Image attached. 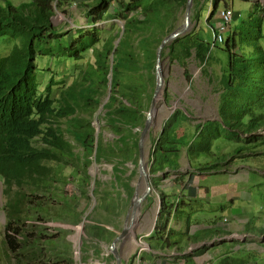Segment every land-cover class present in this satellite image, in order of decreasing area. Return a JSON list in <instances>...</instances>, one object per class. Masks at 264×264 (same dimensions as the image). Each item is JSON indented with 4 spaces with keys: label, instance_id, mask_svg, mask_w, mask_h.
<instances>
[{
    "label": "trees",
    "instance_id": "obj_1",
    "mask_svg": "<svg viewBox=\"0 0 264 264\" xmlns=\"http://www.w3.org/2000/svg\"><path fill=\"white\" fill-rule=\"evenodd\" d=\"M227 1L212 0L207 19L221 3L228 4ZM92 2L86 14L95 23L103 21L110 3L118 4L124 18V35L117 45L111 40L105 41L101 48L96 47L100 41L98 27L80 29L76 40L62 43L66 33L52 24L54 5L62 7L61 0L0 6V37H8L13 42L9 54L0 58V176L6 217L0 228V264H75L67 231L58 228L56 234L50 235L44 221L53 218L65 221L73 213L78 217L73 223L79 222L80 215L70 201L74 194H68L66 185L70 176L82 175L89 179L93 161L114 163L116 179L132 194L133 187L122 180L121 174L128 162L138 161L139 136L146 121V93L150 84L156 86V52L173 29L170 28L173 20L186 8L187 0ZM194 6V15L199 17L198 0H194ZM128 28L130 34H127ZM85 37L90 38L87 44L83 43ZM167 48L178 60L182 56L190 57L194 49L196 59L202 63L207 62L211 50L209 41L194 38L193 34L174 40ZM259 48L264 55V50ZM88 50L92 51L94 62L77 68L76 64L84 60L83 52ZM38 55L57 58L62 64L70 62L72 82L51 77L41 89L36 65ZM144 67L146 72H142ZM223 81L227 84L224 78ZM109 90L108 100L104 102ZM101 106L103 129L117 136L115 143L107 144L101 134L96 135L93 119ZM179 114L188 119L181 110H176L155 143L150 173L159 174L156 179L179 170L182 148L187 149L188 157L192 153L197 163L194 169L200 172L221 167L220 163L209 160L214 141L221 138L220 130L197 137L206 128V125H197L196 136L191 141L186 136L175 134L173 137L168 132ZM137 128L138 133H134ZM247 128L244 134L251 136L238 142L257 144L262 140L256 134L257 128L253 125ZM242 151V147L236 150L239 155ZM67 169H70L69 175ZM80 193L87 195L88 191L82 189ZM147 199L152 201L150 196ZM113 205L116 204L113 202ZM165 213L170 215L171 211L166 209L160 194L158 219ZM158 226L157 223L156 233ZM111 233L105 226L86 223L82 235L97 240L106 237L111 242L116 237Z\"/></svg>",
    "mask_w": 264,
    "mask_h": 264
},
{
    "label": "rangeland",
    "instance_id": "obj_2",
    "mask_svg": "<svg viewBox=\"0 0 264 264\" xmlns=\"http://www.w3.org/2000/svg\"><path fill=\"white\" fill-rule=\"evenodd\" d=\"M61 1L62 7L54 5L52 24L62 33H66L67 36L61 40L64 43L65 40H69V42L76 40L79 35L78 30H90L95 21L88 19L86 14L93 0ZM211 1L198 0V11L201 10V15L199 17L197 14L194 15L195 6H193L190 29L176 38L193 34L194 38L200 37L206 42L210 41L212 32L220 25V9L226 6L232 9L235 16L229 30L224 33V43L211 48L207 62L202 63L197 60L194 49H192L190 57L182 56L179 60L172 57L167 47L174 40L167 43L162 52L164 83L159 94L160 97H158L153 127L149 137L146 138L144 152V162L148 165L150 174L151 190L148 196L152 198V201L148 202L146 199L143 202L137 223H134L135 226L133 225L135 229L130 237L135 238V242L137 241L135 246L132 247L128 243L127 236L118 243L120 254L123 257L122 264H141L139 259L142 252L150 249L145 239L140 238L153 226L160 207L158 193L155 190L158 175L150 173V159L166 121L176 110H181L188 119L185 120L184 116L179 114L168 133L173 137L175 134L178 137L186 136L187 141H191L196 136L197 125H206V128L202 129L204 131L197 137L207 132H216L219 129L221 138L214 141L213 153L209 156V160L212 163H220V168L223 167L222 169L230 171H238V166L241 165L246 166L245 170L250 172L251 177L243 184L247 191L253 195L252 203L258 210L256 215L259 213L264 215V55L259 48L264 50V0H228V4L221 3L212 17L207 19L212 5ZM119 11L116 2L110 3L109 11L103 21L96 25L99 28L97 35L100 39L96 47L101 48L105 41L111 40H114L113 44L117 45L123 37L124 18ZM184 17L185 8L173 20L170 27L173 29L168 35L183 27ZM73 24H81L82 27H73ZM76 29L77 31H75ZM127 34H130L129 28ZM89 40V37H85L83 43L87 44ZM12 46L13 42L8 37H0V58L9 54ZM83 56L84 60L76 64L77 68H83L89 61L94 62L91 50L83 52ZM36 65L41 89L46 86L51 77L56 80L65 78L68 83L73 80L70 62L62 64L57 58L38 55ZM142 72H146L145 67L142 68ZM223 78L227 84L224 83ZM155 87L150 84L146 93L148 100L146 99L145 114L150 109L149 98L154 94ZM103 99L105 102L108 100V96ZM102 109L101 106L93 119L96 135L101 134L107 144L115 143L117 136L109 129H103L104 121L101 117L104 116V111ZM249 125L257 128L256 134L259 135V139L262 138L257 144L238 142L240 139L251 136L244 134ZM138 131V128L133 130L134 133H138ZM238 147L243 149L240 155L236 152ZM232 156L234 157L230 160ZM180 158L182 164L179 169L183 174L191 172L197 165L192 159L191 152L188 157L186 148L181 149ZM229 160L230 162L227 163ZM206 162L209 161L206 160ZM138 163L139 157L136 164L128 162L121 174L122 180L128 181L133 187L132 194H129L128 190H124L121 181L116 179L112 162L96 163L93 161L89 167V179H84L82 175L70 176L71 182L69 181L66 185V190L68 194L75 195L70 196V201L80 215L79 222L73 223L78 217L69 213L70 216H67L65 221L53 218L50 221H44V224L48 226L46 231L50 235L56 234L58 228H64L67 231L66 237L72 242L75 264H116L114 255L111 256L112 241L106 240V237L103 240L89 238L82 233L86 223H93L105 226L117 235L130 222L131 201L138 183L141 187L138 190L140 195L147 186L145 179L140 176ZM66 172L69 175L70 169H67ZM3 186L0 176V228L6 221L3 208L5 202ZM80 188L86 189L88 194L82 195ZM113 202L116 204L115 206Z\"/></svg>",
    "mask_w": 264,
    "mask_h": 264
},
{
    "label": "crops",
    "instance_id": "obj_3",
    "mask_svg": "<svg viewBox=\"0 0 264 264\" xmlns=\"http://www.w3.org/2000/svg\"><path fill=\"white\" fill-rule=\"evenodd\" d=\"M0 1L19 6L33 0ZM222 168L186 174L179 169L157 179L155 190L171 214L158 219V211L140 236L150 247L141 264H264V215H256L253 195L243 184L251 174L244 165L238 171Z\"/></svg>",
    "mask_w": 264,
    "mask_h": 264
},
{
    "label": "water",
    "instance_id": "obj_4",
    "mask_svg": "<svg viewBox=\"0 0 264 264\" xmlns=\"http://www.w3.org/2000/svg\"><path fill=\"white\" fill-rule=\"evenodd\" d=\"M194 6V0H187L186 8H185V17H184V24L183 27L180 30H177L168 36H166L160 46L157 49L156 52V66H155V78H156V87L154 90V94L152 97L151 105L149 111L146 113V121L144 128L141 132L140 138H139V163H138V168H139V173L140 176L143 177L146 181V190L141 194L138 195L137 191L138 188L135 191V194L132 198L131 201V209H138L142 206L143 202L147 199L149 192L151 190L150 186V174L146 173V168L147 164L144 162V152H145V142L146 138L149 137L151 133V128L153 127V119L155 115V111L157 109V100L160 91L162 90L164 79H163V71H162V52L165 48V45L167 43H170L171 41L175 40L177 37L185 34L191 27L192 24V9ZM109 94L108 97L110 95ZM127 227L125 226L122 231L116 235V237L112 240L110 248L112 251V254L114 255L116 259V264H122L123 262V257L120 254L119 248H118V243L126 236L127 234Z\"/></svg>",
    "mask_w": 264,
    "mask_h": 264
},
{
    "label": "built area",
    "instance_id": "obj_5",
    "mask_svg": "<svg viewBox=\"0 0 264 264\" xmlns=\"http://www.w3.org/2000/svg\"><path fill=\"white\" fill-rule=\"evenodd\" d=\"M219 16L221 19L220 25L212 32V37L210 40V45L212 46V48L216 47L219 44L224 43V33L227 32L229 30L230 26L232 25L235 14H234V11L232 9L223 8L219 11ZM97 24H99V22L95 23L93 27H98V26H96ZM80 25L81 24H79V25L73 24L72 26L73 27L77 26L80 28V27H82ZM93 27H91V28H93ZM75 31H77V29ZM138 257H139V255H138Z\"/></svg>",
    "mask_w": 264,
    "mask_h": 264
},
{
    "label": "bare ground",
    "instance_id": "obj_6",
    "mask_svg": "<svg viewBox=\"0 0 264 264\" xmlns=\"http://www.w3.org/2000/svg\"><path fill=\"white\" fill-rule=\"evenodd\" d=\"M227 7V6H226ZM222 9V8H221ZM211 10V9H210ZM209 11V10H208ZM236 13V12H235ZM237 14V13H236ZM225 40V39H224ZM218 46V45H217ZM221 46V45H220ZM161 93V92H160ZM159 93V94H160ZM158 97H160V96H158ZM158 101V100H157ZM156 112V111H155ZM154 117H155V115H154ZM146 173H148V168H146ZM142 181V180H141ZM141 183V182H140ZM138 190H139V188H141L140 186H139V183H138ZM137 193H138V195H140L139 194V191H137ZM140 209H141V207L140 208H138V209H131L132 210V215H131V218H130V222H128L127 223V225H126V227H127V229H128V231H127V233H128V235H126L127 237V239L129 238V242L128 243H130L131 245H132V247H134L135 246V244H136V242H135V238L134 239H132L130 236H131V234H132V232L134 231V229H135V225H134V223H137V220H138V218H139V214H140ZM134 225V226H133ZM128 241V240H127Z\"/></svg>",
    "mask_w": 264,
    "mask_h": 264
},
{
    "label": "clouds",
    "instance_id": "obj_7",
    "mask_svg": "<svg viewBox=\"0 0 264 264\" xmlns=\"http://www.w3.org/2000/svg\"><path fill=\"white\" fill-rule=\"evenodd\" d=\"M225 8H229V7H225ZM223 9V8H222ZM221 10V9H220ZM212 36V35H211ZM210 42V41H209ZM211 46V45H210ZM217 47V46H216ZM211 48H212V46H211ZM139 255V254H138Z\"/></svg>",
    "mask_w": 264,
    "mask_h": 264
}]
</instances>
